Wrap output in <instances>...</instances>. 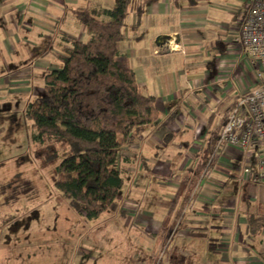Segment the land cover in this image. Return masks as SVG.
<instances>
[{
    "label": "rangeland",
    "instance_id": "1",
    "mask_svg": "<svg viewBox=\"0 0 264 264\" xmlns=\"http://www.w3.org/2000/svg\"><path fill=\"white\" fill-rule=\"evenodd\" d=\"M36 2L41 7L38 10L42 11L36 16L19 11L10 15L5 8H0V264H144L150 254L158 256L163 264H171L167 253L160 252V248L153 250L154 234L183 175L180 167L184 165V171L198 159L194 157L196 148L195 152H188L189 146L182 144L179 154L173 149V146L180 145L179 139L175 138L171 143L163 140L162 149L167 148L166 154L175 157L162 160V171L155 168L157 164L155 167L149 165V169L142 167L140 171L142 162L134 161V167L123 163L124 186L115 202L95 220H86L74 212L53 187L58 162H48L45 146L32 141L34 131L25 112L31 102L45 95L44 75L61 67L57 56L63 54L65 47L62 37L70 34L85 41L87 36L65 8L64 0ZM244 8L242 12H245ZM129 15L123 29V42L130 46L128 55L125 54L129 57L131 49L135 50L133 54L136 52L137 59L131 61V67L141 80L139 67L143 69L145 62H151L150 58L154 62L156 57L152 56V51L156 44L148 31L146 34L143 31L141 41L134 39V32L128 25L131 22ZM214 22V26L220 22L226 27L227 34L214 33L212 41H203L201 61L205 66L195 73L199 76L210 73L218 57L233 62L235 68L226 81L206 91L218 96L219 88H229L233 100H239L247 90L254 88L253 73L245 68L244 60L247 63L248 60L240 43H235V38L230 39L239 34L231 32L237 24L226 20ZM178 67L180 76H183L187 69L183 71L181 62ZM156 106L159 110L157 102ZM219 120H214L212 128ZM167 123L158 120L146 127L144 133L135 139L136 150L149 141L152 133L164 134V139L167 138L172 132ZM189 134L187 138L191 142L193 133ZM242 169L241 156L228 151L223 153L214 171L209 172L200 185L202 188L207 182L216 186L213 190L218 198L207 208L231 210L235 216L245 218L247 213H253L256 225L264 230V217L259 214L264 212V186L252 188L251 185L255 184L240 180ZM199 201L195 198L189 213H192L190 208H199ZM214 224L211 221L205 228L193 232L177 231L175 227L168 245L170 248L173 245L186 246L196 264H208L205 262L209 261L210 264H264V252H259L260 249L255 256L240 254L250 251L248 246L254 240L251 236H248L249 241L242 240L234 253L231 244L222 238L223 231L218 228L221 226ZM259 241L257 239L258 246ZM193 245L199 246L192 250Z\"/></svg>",
    "mask_w": 264,
    "mask_h": 264
},
{
    "label": "trees",
    "instance_id": "2",
    "mask_svg": "<svg viewBox=\"0 0 264 264\" xmlns=\"http://www.w3.org/2000/svg\"><path fill=\"white\" fill-rule=\"evenodd\" d=\"M145 3L115 0L110 9L93 4L76 9L75 19L87 40L62 37L65 47L57 56L61 67L44 75L45 95L31 102L25 112L34 131L32 141L45 146L48 162H58L53 187L86 220L98 219L119 197L124 186L121 164L128 160L122 152L159 119L155 98L143 93L129 58L118 49L125 40L127 15L135 11L138 25ZM226 117L209 134L197 162L185 170L154 235V250L168 254L171 231L180 225L201 180L216 163L211 149ZM248 224L249 233L257 236L261 226L253 215ZM144 264L163 262L150 254Z\"/></svg>",
    "mask_w": 264,
    "mask_h": 264
},
{
    "label": "crops",
    "instance_id": "3",
    "mask_svg": "<svg viewBox=\"0 0 264 264\" xmlns=\"http://www.w3.org/2000/svg\"><path fill=\"white\" fill-rule=\"evenodd\" d=\"M36 1L42 0H0V8H5L6 13H10V15L12 13L17 14L19 11L20 13L22 12L36 16L35 14H37V12H42L38 10L41 7ZM64 1L66 4L65 8L73 15L74 19V11L76 9L84 8L89 4L99 5L100 7L110 9L115 2V0ZM144 1L146 3L139 24L137 25L135 11H132L129 15L131 22H129L128 25L134 32L135 40L141 41L143 39V31L145 34L146 31H148L150 35L154 36L156 46H154L152 56L156 58L153 60L154 62H152V58L149 59L151 62H145L144 70L139 67V72H142V78L141 80H138L136 76V80L145 95L155 98L160 108L159 110L161 111H159L158 120L162 122L167 121L168 123L166 126L167 128H171L172 132L169 133L165 139L163 137L164 134L157 135V132L152 133L149 141L144 143L139 150H136L137 141H135L130 147L126 148L121 155L123 159H128L126 164L130 165V167H134L135 162H142L139 166L141 168H139L140 171L142 170V167L149 169V165L155 167L156 164L158 167L155 168L162 171L164 164L162 160L166 161V158L172 159L175 157L169 156V153L168 155L166 154L167 148L165 150L162 149L163 140L164 142L168 141L171 143L173 139H179L180 145L173 146L174 148H172L179 154H181L182 151V147H180L182 144L189 146L188 152H195L194 148H196V155L194 156L196 157L205 148L209 134L219 125L225 115H227L229 106L234 104L235 100L230 96L229 88H219L218 96L213 95L212 93L209 94L206 91V89L226 81V77L230 75V71L235 68L231 64L233 62L228 63L227 59L218 57L216 58L217 60L213 62L210 73L204 72L199 76L195 71L198 68L205 66V63L201 61L203 54L201 51L203 41H212L214 33L218 35L227 34L228 29L219 24L220 22H216V25L214 26V21L226 20L228 23L232 22L237 24V27L234 26L231 29V32L233 35L234 33H240L242 24L251 7L252 0ZM30 3V7L27 8ZM243 7H245V12H242ZM79 27L82 28L80 25ZM67 35L75 38L73 35ZM238 36L239 34H237L236 37L231 36L230 39L233 40L235 38L234 42L238 43ZM129 48L130 46H126L125 42L120 43L118 46L119 52L122 55H126ZM131 50L130 56L128 57V54L126 55L129 58L130 64L132 60L134 61V59H137L136 52L133 54L134 49L132 48ZM179 62L183 63V71L184 69H187L184 71L183 76H180L178 67ZM244 64L245 68L251 71L246 60H244ZM188 71H190V73ZM236 79L237 78H234V80ZM180 109L182 110V113ZM216 118H219L220 120L218 124L212 128V124ZM190 132L193 133V139L191 142H189L190 140L187 138V136L190 135ZM142 134H140V136ZM195 140L201 141H198L199 143H197ZM197 144H199V148ZM228 152L232 155H239L236 151L228 150ZM222 156L223 154L220 157ZM220 157L216 160L212 170L207 172V175L209 172L214 171V168L218 165ZM226 157L227 156L224 158ZM184 167V165L180 167L181 174H184L185 172V170L183 171ZM182 176L179 180H181ZM240 180L242 179L240 178ZM256 185L260 184L251 186L254 188ZM215 187L216 186L213 184H207L206 182L204 187L198 188L196 199L198 198L200 200L197 204L199 208H190L192 209V213H189V208L184 211L181 223L177 227V231L178 229H182V231L193 232L205 228L206 225L212 221L221 226L218 228L223 231L222 238L227 244H231V247L234 248V253L237 252L238 245L242 243V240L246 238L245 240L249 241L250 238L248 236H251V238L254 239H250L252 243L248 246L250 251H243L246 253L241 252L240 254H250L251 256H255L258 254V249H260L259 252H264V240L261 238L264 236L263 228H260L257 236H253L249 233L248 218L250 215H253V213H247L246 215L248 216L245 218L240 215L235 216V213L233 214V211L231 210L207 208L210 203L213 204L212 201L214 202V200L218 198L213 190ZM175 192L173 196L175 195ZM176 210H178V207L175 211ZM259 214L264 217V212ZM163 219L158 223V230ZM213 228L216 229V227ZM257 239H260L259 246L257 245ZM154 244L155 243L153 242V250L155 248ZM198 246L199 245H193L191 249L193 250ZM168 256L171 259V264H178L183 261V264H196L192 260L191 254L186 246L173 245L171 248L169 247ZM205 263L210 264L212 262L209 261Z\"/></svg>",
    "mask_w": 264,
    "mask_h": 264
},
{
    "label": "built area",
    "instance_id": "4",
    "mask_svg": "<svg viewBox=\"0 0 264 264\" xmlns=\"http://www.w3.org/2000/svg\"><path fill=\"white\" fill-rule=\"evenodd\" d=\"M238 42L247 57L255 85L235 100L211 149V159L217 160L228 150L236 151L243 162L240 178L264 185V0H252Z\"/></svg>",
    "mask_w": 264,
    "mask_h": 264
}]
</instances>
